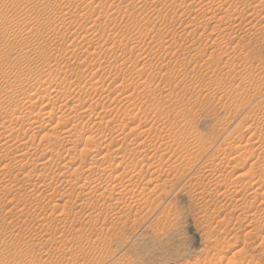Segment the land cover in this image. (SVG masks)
Returning a JSON list of instances; mask_svg holds the SVG:
<instances>
[{
	"label": "rangeland",
	"instance_id": "rangeland-1",
	"mask_svg": "<svg viewBox=\"0 0 264 264\" xmlns=\"http://www.w3.org/2000/svg\"><path fill=\"white\" fill-rule=\"evenodd\" d=\"M0 264H264V0H0Z\"/></svg>",
	"mask_w": 264,
	"mask_h": 264
},
{
	"label": "bare ground",
	"instance_id": "bare-ground-1",
	"mask_svg": "<svg viewBox=\"0 0 264 264\" xmlns=\"http://www.w3.org/2000/svg\"><path fill=\"white\" fill-rule=\"evenodd\" d=\"M40 92V91H39Z\"/></svg>",
	"mask_w": 264,
	"mask_h": 264
}]
</instances>
